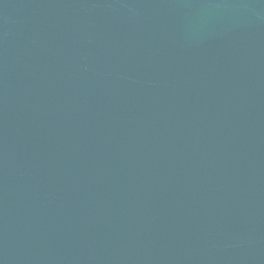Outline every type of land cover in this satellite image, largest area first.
I'll list each match as a JSON object with an SVG mask.
<instances>
[{
  "label": "water",
  "instance_id": "obj_1",
  "mask_svg": "<svg viewBox=\"0 0 264 264\" xmlns=\"http://www.w3.org/2000/svg\"><path fill=\"white\" fill-rule=\"evenodd\" d=\"M0 264H264V0H0Z\"/></svg>",
  "mask_w": 264,
  "mask_h": 264
}]
</instances>
